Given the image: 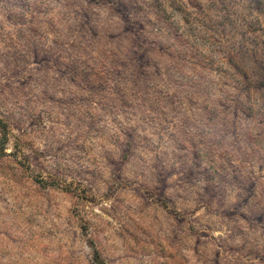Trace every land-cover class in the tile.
Listing matches in <instances>:
<instances>
[{
    "label": "clouds",
    "instance_id": "clouds-1",
    "mask_svg": "<svg viewBox=\"0 0 264 264\" xmlns=\"http://www.w3.org/2000/svg\"><path fill=\"white\" fill-rule=\"evenodd\" d=\"M158 2L135 0L133 14L152 22L153 39L156 29L173 26L171 60H149L152 52L120 43L140 27L129 20L130 0H0V120L19 129L11 137L15 157L4 161L26 150L29 160L39 156L28 143L35 142L45 156L62 147V170H90L80 175L92 181L97 206L109 195L112 224L97 222L105 228L102 248L121 257L116 264H204L217 250L222 261L239 251L255 256L249 264H264V191L253 195L249 185L257 179L264 189V86L257 90L229 66L233 50L213 42L236 28L264 32V0ZM48 59L55 66L38 71ZM194 61L204 71H194ZM85 85L92 88L88 107L76 91ZM41 116L51 120L48 128ZM34 163L55 169L51 157ZM11 180V171L0 175L6 196ZM150 196L167 200L172 215H186L184 226L165 213L142 234L137 219L144 226ZM20 204L0 208V264H41L49 257L35 247ZM203 232L207 241L197 251Z\"/></svg>",
    "mask_w": 264,
    "mask_h": 264
},
{
    "label": "rangeland",
    "instance_id": "rangeland-1",
    "mask_svg": "<svg viewBox=\"0 0 264 264\" xmlns=\"http://www.w3.org/2000/svg\"><path fill=\"white\" fill-rule=\"evenodd\" d=\"M12 2L23 6L25 0H12ZM172 2L175 3V0ZM188 2L191 5L192 0H188ZM157 6L160 7L158 0ZM135 8V0H130L129 20L133 24H139L140 27L126 33L125 38L120 43L125 46L130 45L135 49H143L141 55L152 52L153 55L147 57L149 60H171L172 56L166 51V48L174 44L173 26L168 24L163 28L156 29V38L153 39V33L149 30V28L154 27L152 22L145 21L142 24L139 19H135L133 14ZM160 10L163 11L162 8ZM8 19L11 20L12 17L9 16ZM3 23L4 21L0 20V26ZM145 25L149 27H145ZM256 31L258 30L253 28H248L246 31L236 28L227 35V38L224 34L218 33L213 42L227 45L233 50L232 60L228 61L229 66L233 63L239 66L244 74L257 85L258 90L260 86H264V32L256 35L254 34ZM54 66V62L48 59V62L42 67H38L37 70H50ZM192 67L196 72L204 71L203 67L195 61ZM57 71L62 72L66 69L58 68ZM234 71L235 69H233ZM76 91L83 92L81 103L86 107L91 106L87 101L92 94V88L85 85L83 88H76ZM38 119L45 128L49 127L50 119L43 116L38 117ZM35 124L36 121H32L29 127L31 128ZM18 132L19 129L16 126L9 127L7 123L0 120V175L5 171L12 172L11 186L8 189L9 195L4 194V188L0 184V208L13 199L21 201L19 211L24 215L25 225L34 229L35 247L39 248L42 256L49 257V259L41 261V264H116L117 261H120V256L108 255V250L101 246V236L105 232V228L97 221L104 220L105 225L111 226L112 217L109 214L111 205L109 204V195L105 194L100 201L104 208L97 206V196L94 194L93 187L90 186L92 181L88 179L87 175L84 177L80 175V171L89 173L90 170H78L71 167H64L62 170L63 158L58 156L62 147L58 145L54 153L45 156L43 149L35 142L28 143L32 147H37L39 156L33 155L32 159L29 160L30 153L26 150L25 155L20 160L13 159L10 162H5L4 156L15 157L18 148L11 137H16ZM10 143L13 144V149L5 152L4 146ZM49 157L53 159L54 171L49 172V169L45 168L43 164L34 163L36 160H46ZM69 159L71 158L69 157ZM17 168L20 169L19 172L15 171ZM25 173L28 175L25 176ZM249 185L253 195L258 191H264L260 188L257 179L249 180ZM13 192L16 193L15 196L11 195ZM131 197L140 198L136 197L134 193L131 194ZM141 211L145 224L141 226L138 218L137 227L141 228L142 234H150V229L153 226L151 221L161 219L165 213L171 217L176 228L183 227L188 219L186 215L179 212L172 215L173 210L170 209L167 200L159 202L151 196ZM199 211L196 209L193 215L195 216ZM105 217L107 219H104ZM191 230H195L194 225ZM207 237V232L200 233V238L195 242L197 251L200 245L206 243ZM120 238L121 234L117 232V241ZM172 239L176 240L177 236H173ZM145 243L154 245L155 241H146ZM166 243H161L160 247L165 250L169 260H171L172 253L167 252ZM170 246L168 245V247ZM227 255L229 258L222 261L221 253L217 250L210 257L205 258L204 264H249L250 258L255 259L251 252L229 251ZM123 259L129 258L124 257Z\"/></svg>",
    "mask_w": 264,
    "mask_h": 264
}]
</instances>
